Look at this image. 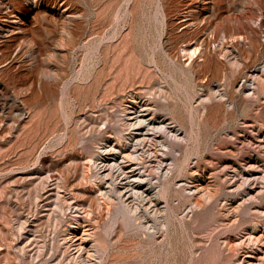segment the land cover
Wrapping results in <instances>:
<instances>
[{
  "label": "rangeland",
  "instance_id": "374dc122",
  "mask_svg": "<svg viewBox=\"0 0 264 264\" xmlns=\"http://www.w3.org/2000/svg\"><path fill=\"white\" fill-rule=\"evenodd\" d=\"M28 1L38 7L28 11L26 0H0V30L5 32L0 36V264H264V0ZM17 25L22 30H14ZM114 28L122 34L129 30V35L109 45L102 42L97 59L90 60L92 72L72 86L82 59L100 43L96 33ZM63 30L76 38L71 52L62 46ZM30 43L42 63L68 75L64 97L47 95L39 86L37 94L28 88L33 76ZM185 46L190 53L195 49L194 56L180 53ZM197 49L208 51L199 56ZM135 99L142 111L151 109L141 112L140 121L148 122L154 110L159 118L136 130L137 119L129 114L130 131L136 134L132 143L147 139V128L166 124L172 127L170 136L183 143L169 148L177 161H163L167 167L161 173L174 175L172 183L148 175L153 161L148 146L126 151H134L137 162L138 154L146 152L150 162L124 167L126 151L119 140L127 139L129 130L120 126L117 133L110 124L122 115L113 113L134 105ZM245 131L251 132L249 138ZM90 134L91 148L83 151ZM201 137L196 154L195 139ZM160 146L168 149L166 143ZM231 146L241 153L235 165L229 162ZM109 148L106 159L102 155ZM207 150L221 157H209L194 168ZM94 161L108 165L101 171L105 187L91 176ZM108 163L117 174L136 169L125 180L130 185L122 180L118 188L127 197L132 192L147 198L145 189L157 185L152 188L157 204L148 199L143 204L155 218L142 219L141 229H119L117 223L106 228ZM168 166L174 173L167 172ZM223 167L230 171L227 178L236 174L231 184L239 197L221 202V223L196 232L204 206L190 196H208L216 189L213 176L223 180ZM200 173L204 179L195 188L183 179L191 174L197 180ZM140 179L150 184L137 187ZM181 186L184 191L178 192ZM81 198L94 199V207ZM68 209L71 220L65 215ZM99 222H105L100 233Z\"/></svg>",
  "mask_w": 264,
  "mask_h": 264
},
{
  "label": "bare ground",
  "instance_id": "6f19581e",
  "mask_svg": "<svg viewBox=\"0 0 264 264\" xmlns=\"http://www.w3.org/2000/svg\"><path fill=\"white\" fill-rule=\"evenodd\" d=\"M26 2H27V4H28V7H27V9H28V11H30V10H33V9H36L37 7H38V4L36 3V1H28V0H26ZM21 4V3H20ZM22 5V4H21ZM24 5V4H23ZM25 6V5H24ZM27 6V5H26ZM25 6V7H26ZM18 9V8H17ZM22 9V8H21ZM21 9L19 8L18 10H16L17 11V13L18 14H21ZM23 11V10H22ZM27 11V10H26ZM120 16L119 15H117L115 18H116V20H117V22H119L118 20H120V18H119ZM127 22H129V20L127 21ZM21 23H23V22H21ZM119 24V23H118ZM183 24H184V22H183ZM67 27V26H66ZM17 29V31H18V29H19V31L20 30H22V28H21V26L20 25H17L15 28H14V30H16ZM67 29V28H66ZM115 29V31H112V33L110 32V33H106V32H97L96 33V35H97V38H99V42L100 43H98L97 45H96V47H95V49H93V50H91V51H89V52H87L86 53V57L84 58V59H82V61H81V67L79 68L80 70H78L76 73V76L74 77V78H72L73 79V85L72 86H75V85H77L78 84V82L79 81H83L82 79L85 77V73L87 72V73H89L90 74V72H92V71H90L89 72V70L92 68V70H93V67H92V61H90V60H93V58H96L97 59V53H98V50H99V48H100V45L102 44V42H104V41H107V43H108V45L109 44H111L113 41L112 40H114L115 39V41L114 42H116L119 38H122L123 36L124 37H126L127 35H129V30L127 31V32H125L124 34H122V32L121 31H119V29H117V28H114ZM64 31V37H62V39H61V43H63L62 44V46L65 44V45H67V47H68V50L70 51L71 49H73L74 47H75V43H74V41L76 40V38L74 37V36H71V34H70V32L68 31V30H63ZM4 34H5V32H3V30L1 31L0 30V36L1 37H4ZM14 34H15V32H14ZM66 36V37H65ZM14 37V36H13ZM11 38H12V36H11ZM33 43V42H32ZM31 44V43H30ZM29 44V45H30ZM25 46V45H24ZM27 46V45H26ZM28 47V46H27ZM27 47H25L26 49H27ZM199 47V46H198ZM205 47V46H204ZM65 48V47H64ZM26 49H25V51H26ZM29 49V48H28ZM66 49V48H65ZM75 49V48H74ZM179 49V48H178ZM191 49V48H190ZM189 47L188 46H185V47H183V48H181V51H180V53L181 52H184V53H186L187 54V52H189ZM199 49V48H198ZM197 49V50H198ZM206 49V48H205ZM202 50V51H204L203 52V54H205V53H207V51L206 50ZM209 49V48H208ZM30 51H31V53H32V56H31V61H32V63L30 62V64H31V72H32V78H30L29 79V87L28 88H32V90H33V92H34V94H37L36 92H38V90L36 91L35 90V88L36 87H38L39 86V88L38 89H40V90H42L44 93H46L47 95H50V96H53V97H59V98H61V97H64V91L67 89V87L69 86L68 84L69 83H71V82H69V83H65V80H66V78H67V74H64V73H62V72H60L58 69H53L52 68V66L49 64V62H46V63H42L37 57H36V55L37 54H39L38 52L36 53V49L32 46V44H31V46H30V49H29ZM193 50V49H192ZM199 51V56H200V53L202 52V51ZM211 50V49H210ZM73 51V50H72ZM66 52H67V50H66ZM71 52V51H70ZM178 53H179V50L177 51ZM211 53H215V52H212V51H210ZM2 54H3V51L1 52ZM177 53V54H178ZM184 53H183V55H184ZM196 53V51H195V49H194V51H191V53L189 52L188 54H189V56L190 57H192V56H194V54ZM209 53V52H208ZM1 54V55H2ZM67 54V53H66ZM187 54V55H188ZM202 54V53H201ZM171 55V54H170ZM170 55H168V56H170ZM3 56V55H2ZM70 56V55H69ZM172 56V55H171ZM174 56V55H173ZM185 56V55H184ZM188 56V57H189ZM209 56V55H208ZM178 57H180V54H179V56ZM177 57V58H178ZM189 57V58H190ZM181 58V57H180ZM204 59H205V56L203 57ZM173 59V58H172ZM175 59H176V57H175ZM174 59V60H175ZM178 60V59H177ZM180 62V61H179ZM88 75V74H87ZM86 79H87V77H86ZM71 86V87H72ZM134 85H133V83H132V85H131V88L133 87ZM31 90V89H30ZM41 91V92H42ZM19 95V92H17V91H14V96L15 97H17ZM138 100H134V105H132V106H130V107H127V106H125L122 110H116L114 113H113V115H117V114H122L121 115V117H118V119L117 120H114L113 121V123L112 124H110L111 125V129L112 130H114L115 132H117L118 133V128L121 126V129L123 128V131H127V130H129V132H128V134H129V137H127V139H128V141H125V140H127V139H124L125 138V136H121L120 137V140H119V143L121 144V148L123 149V150H133L134 148V150L136 151L137 150V148H138V146L140 145V146H148L147 148L148 149H151V150H153V152L151 153V151H150V153L152 154V157H153V161H151V159H149L148 157H150L149 155L150 154H147L148 156H144L145 154H146V152H144V150H143V152L145 153V154H141V155H139L138 154V156H140V157H138V158H136V159H138V162H137V160H133L132 158L134 157V156H131V154L134 152H130L131 154L129 155V152H127L126 151V153H125V158H126V163H125V165H124V167L125 166H130V165H132V164H134V166H135V164H138V166H139V164L142 166V164L143 163H147V161H151L152 163H150V165L148 166V169H147V171H148V175L149 176H151V178L152 179H156L158 182H161V181H168V182H171L172 180H174L176 177H174V175H172L171 174V176L169 177V175H167V176H164L161 172L163 171L164 172V169L167 167V166H165V164L163 165V161H165V158L166 157H168V158H170L171 157V159H173V160H178V158L176 157V158H174V157H172L171 156V154H170V150H169V148H176V149H179L180 147H181V145L183 144L182 142H180L178 139H177V137L176 136H170L172 133V127H171V125L170 126H168L167 124L166 125H163L164 127H162V126H159V128H156V127H153V128H151V129H146V133H145V135L147 134L149 137H147V139H146V137L145 138H143L142 140H140V141H136V139H135V141H136V143H132V140H133V137H135V133H133L132 131H130V130H132L133 128L132 127H136V128H134V129H136V130H140V129H145L147 126H148V124H150V123H152V122H155V118H159L158 117V115H157V113H156V111L154 110L153 111V114H152V116L149 118V120H148V122L147 121H145V120H143V122L145 121V123L147 122V124L146 125H144L143 124V122L142 121H140L138 118L139 117H142L143 115H142V113L141 112H143V111H145V113L146 112H148L149 113V111H151V109H143V111L140 109V104H139V102H137ZM227 113H229L228 111H227ZM129 114L130 115H134V117L132 118V120H134V119H137V120H134L135 122V124H133L132 122V124H133V126L132 125H130V124H128V120L130 119L129 117H131V116H129ZM148 115V114H147ZM132 126V127H131ZM155 126V125H154ZM160 127H162V128H160ZM72 129H73V127H71ZM150 128V127H149ZM71 129V130H72ZM239 130H243V128H238ZM70 130V131H71ZM150 131V132H149ZM187 131V130H186ZM135 132V131H134ZM139 132V131H138ZM137 133V132H136ZM169 133H171V134H169ZM127 134V133H126ZM140 134V133H139ZM144 134V133H143ZM245 134H246V136L249 138L250 136H251V132H249V133H247L246 131H245ZM187 136H188V140L190 139V140H192V138H191V134L189 133V132H187ZM109 138V137H108ZM113 138V137H112ZM140 138V137H139ZM157 138H160L161 139V142L160 143H158V139ZM202 138L203 137H201L200 139H195V142L197 143L196 145H195V149H196V154L197 153H199V151H201L200 149V142H201V140H202ZM157 139V140H156ZM94 140V138L91 136V134H90V136L86 139V143L82 146V150L83 151H86V149H88V148H91V145H90V143H89V141H93ZM186 140V139H185ZM188 140H187V142H188ZM198 140H199V142H198ZM186 142V141H185ZM190 142V141H189ZM163 143H166L167 145H168V149H166V150H162V148H161V144H163ZM110 146V145H109ZM139 146V147H140ZM102 147V146H101ZM107 147V146H106ZM111 147V146H110ZM144 147V148H145ZM98 149V148H97ZM106 149V148H105ZM104 149V150H105ZM120 149V148H119ZM231 150L230 151H232V157H233V159L232 160H230L229 162L230 163H232V164H236V162H237V160H238V158H239V156L241 155V153L239 152V149L237 150L235 147H233V146H231V148H230ZM233 149H235L236 151H235V155H234V151H233ZM114 150V149H113ZM141 150V149H140ZM147 150V149H146ZM230 151H227V152H225V156H228L229 155V153H230ZM115 152H117V150L115 151ZM120 152V151H119ZM140 152V151H139ZM147 152H149V151H147ZM74 153V152H73ZM103 153V152H102ZM75 154V153H74ZM111 154V150H110V148H109V150L108 151H106V153L105 154H103L102 156L104 157V158H106L107 159V156H109ZM128 154V155H127ZM136 154V156H137V153H134L133 155H135ZM234 156H235V158H234ZM71 157H73V156H71ZM209 157L210 158H213V159H216V160H218V158H220L221 157V155H220V153L218 152V151H214V150H207L205 153H204V155H203V157L202 158H197L198 159V161L196 162V164L193 166L194 168H199L201 165H203L205 162H206V159H209ZM114 158V157H113ZM105 159V160H106ZM115 159V158H114ZM134 159H135V157H134ZM104 160V161H105ZM225 161H226V159H224ZM91 161V160H90ZM97 162V161H96ZM93 164L95 163V161L94 162H92ZM103 163V162H102ZM128 163H130V164H128ZM92 164V165H93ZM107 164V163H106ZM106 164H102L101 165V161L99 162V163H95V167H94V169H93V171L91 172V176H94L95 178H98V182H99V185L97 184V186H99V187H101V186H103V184L105 183L104 182V179L105 178H103V176L101 175V171H104V170H106V168H107V166H106ZM109 164V163H108ZM123 164V163H122ZM172 164V163H171ZM170 164V165H171ZM110 166L108 167V169H109V173H108V175H109V185L107 186L108 188H107V198H106V200H104L103 202H105V205H107V206H109V209H108V219H107V221H109L110 222V226H107L106 228H110L111 227V225L113 224V223H117V228H119V229H126V230H133V229H141L142 228V224H141V220L142 219H151V220H153L154 218H155V216L154 215H149L148 214V210H150V209H148V210H146L147 209V207H144V205L143 204H145L144 202H145V200L146 199H148V202H156V196L157 195H155V194H153V190H152V188L153 187H156V186H154V185H151L150 183H149V181H147V182H145V184H144V182H142V180L140 179V181L139 182H137L136 183V186L137 187H140V188H143L144 186H145V188H146V185L147 184H150V186L148 187V188H146L145 189V193H147V198H145V197H142V196H140V195H137V194H132V192H130V194H129V196L127 197L126 195H124V194H122V192H124V191H119V187H120V184H121V181L123 180V181H125L127 178H129L130 176H128V174L129 175H132L135 171H136V169H131L130 168V170L127 172V173H125V172H121V171H117L118 173L119 172H121L122 174H124L123 175V177H121V173H119V174H117L114 170H112L110 167L112 166L111 165V163L109 164ZM114 166V165H113ZM112 166V167H113ZM120 166H121V164H120ZM137 166V165H136ZM135 166V167H136ZM176 166V165H175ZM174 166V167H175ZM115 167H117V165L115 166ZM121 167H123V166H121ZM169 167V166H168ZM140 168V167H139ZM212 168V167H211ZM102 169H104V170H102ZM115 169V168H114ZM119 169V168H118ZM123 169V168H122ZM121 169V170H122ZM138 169V168H137ZM192 168L190 167V169L189 170H191ZM88 170V169H87ZM117 170V169H116ZM127 170H128V168H127ZM139 170V169H138ZM143 170V169H142ZM188 170V171H189ZM198 171H199V169H197ZM88 171H90V169L88 170ZM107 171V170H106ZM187 171V170H186ZM229 171V169L227 168V167H223L222 169H221V172L223 173V174H219V175H221V176H225L226 174H228L227 172ZM87 172V171H86ZM138 172V171H137ZM141 172V171H140ZM167 172H173L174 173V171H173V168L170 166L169 168H167ZM230 172V171H229ZM136 173V172H135ZM103 174V173H102ZM104 175V174H103ZM140 175V174H139ZM142 175V174H141ZM148 175H146L147 177H148ZM106 176V175H105ZM138 176V175H137ZM175 176H176V174H175ZM63 177V176H62ZM87 177H88V175H86V176H84V178L85 179H87ZM235 177H236V174L234 175H229V178H227L226 176H225V178L223 179V180H218L217 181V175H214L213 176V179H214V181H215V183L217 184V187H216V189H214V190H212L211 192H209V195L208 196H206V195H204V196H202V197H193L192 195L190 196V201H194L195 200V202L199 205V207L200 206H204L202 209H201V212H200V215H199V218H198V221H199V223H198V225L196 226V228H195V231L196 232H201V231H204V230H206L209 226H211L213 223H218V222H222L223 220H222V218H223V216H222V210H223V204H221V202L222 201H228V202H234V201H237V198L239 197V191H238V187H234L233 186V184H231L232 182H236V179H235ZM133 178V177H132ZM131 178V179H132ZM162 178H164V179H162ZM178 178V177H177ZM182 178V177H181ZM184 179V181H186V182H189V184H191L192 186H194V188H195V185L197 184V182H199V181H202V179H204V177H203V173H200V176H199V178L196 180V179H194V177L191 175V174H187V176L185 177V178H183ZM134 180V179H133ZM135 180H137V179H135ZM144 180V179H143ZM178 180V179H177ZM252 180V179H251ZM127 181V180H126ZM125 181V185H130L129 184V182H126ZM129 181H130V179H129ZM181 181V180H180ZM217 181V182H216ZM245 183H246V181H244ZM134 183V182H133ZM172 183V182H171ZM174 183V182H173ZM252 183V182H251ZM250 182H249V184H251ZM65 182H63V185L65 186ZM132 184V183H131ZM154 184V183H153ZM164 184H165V182H164ZM243 184V183H242ZM124 185V186H125ZM162 185V184H161ZM191 185H190V187H191ZM241 185V184H240ZM239 185V186H240ZM94 186V185H93ZM243 186V185H242ZM249 186V185H248ZM103 187H105V186H103ZM226 187H228L229 189H230V187L232 188V187H234L233 189H231L230 190V193H226L225 191H224V189L226 188ZM127 188V187H126ZM157 188V187H156ZM93 189V188H92ZM124 189V188H123ZM190 189V188H189ZM253 189V188H252ZM98 190V189H97ZM125 190V189H124ZM130 190V189H129ZM135 190V189H134ZM139 190V189H138ZM144 190V189H143ZM244 190V189H243ZM248 190V189H247ZM247 190H246V192H247ZM177 191L178 192H183L184 191V187H179V188H177ZM128 193H129V191H127ZM139 192H140V190H139ZM198 192V191H197ZM245 192V191H244ZM246 192H245V194H246ZM138 193V192H137ZM144 193V192H143ZM157 193V192H156ZM141 194V193H140ZM160 194V193H159ZM158 194V195H159ZM224 195H228V198H225L224 197ZM248 195V194H247ZM264 195V194H263ZM197 196V195H196ZM40 197H42V196H40ZM243 197V196H242ZM60 199H62V198H60ZM82 200L81 201H86V200H88V202H89V206L90 207H94L93 205H94V203H95V201H94V199H86V198H81ZM167 199V198H166ZM102 200V199H101ZM168 200V199H167ZM248 200V199H247ZM61 202H63V201H61ZM194 202V203H195ZM59 203H60V200H59ZM59 203H57V204H59ZM167 204H166V206H168V202H166ZM63 204H65L64 202H63ZM156 204H157V202H156ZM155 204V205H156ZM170 204V203H169ZM67 205V204H66ZM153 205V204H152ZM151 205V206H152ZM63 206V205H62ZM68 206V205H67ZM145 206H146V204H145ZM165 206V207H166ZM170 206V205H169ZM57 207V206H56ZM55 207V209L57 210V208H59V209H61V205L59 204L58 205V207L56 208ZM70 207V206H69ZM69 207H66V208H69ZM149 208H150V205L148 206ZM153 208V210L155 209V207H152ZM157 208V207H156ZM54 209V210H55ZM64 209V208H63ZM70 209V208H69ZM67 210L66 212H65V215H66V217H67V219H69V220H71V218H72V212H71V210ZM94 209V208H93ZM97 210H99L98 212H97V214L98 215H102V209L100 210V207H98L97 208ZM164 210H168V209H164ZM171 210H172V208H171ZM152 211V210H151ZM156 210H154V212H155ZM191 211V210H190ZM57 212V211H56ZM168 212H170L169 210H168ZM104 213V212H103ZM164 213H165V211H164ZM151 214V213H150ZM166 214V216H167V212L165 213ZM97 215V216H98ZM159 215V214H158ZM161 215V214H160ZM157 216V215H156ZM162 216V215H161ZM206 217H208V219L210 220L208 223H206ZM164 218V217H163ZM167 218V217H166ZM166 218H164L165 220H166ZM73 219V218H72ZM168 219V218H167ZM164 220V221H165ZM76 221V220H75ZM146 221V220H145ZM169 221V220H168ZM167 221V222H168ZM206 223V224H205ZM158 225V224H157ZM166 226V225H165ZM98 233H100V231H101V228H103V227H105V222L103 223V224H101L100 222L98 223ZM153 227V226H152ZM151 227V228H152ZM154 228V227H153ZM168 228V227H167ZM165 229H166V227H165ZM220 232V231H219ZM219 232H217L216 233V236L218 235V233ZM139 233V232H138ZM156 237V236H155ZM72 240V239H71ZM68 254H69V252H68Z\"/></svg>",
  "mask_w": 264,
  "mask_h": 264
}]
</instances>
